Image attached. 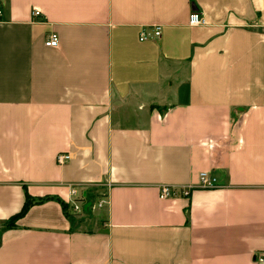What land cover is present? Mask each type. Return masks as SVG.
Wrapping results in <instances>:
<instances>
[{
  "label": "crops",
  "instance_id": "crops-1",
  "mask_svg": "<svg viewBox=\"0 0 264 264\" xmlns=\"http://www.w3.org/2000/svg\"><path fill=\"white\" fill-rule=\"evenodd\" d=\"M263 253L264 0H0V264Z\"/></svg>",
  "mask_w": 264,
  "mask_h": 264
},
{
  "label": "built area",
  "instance_id": "built-area-1",
  "mask_svg": "<svg viewBox=\"0 0 264 264\" xmlns=\"http://www.w3.org/2000/svg\"><path fill=\"white\" fill-rule=\"evenodd\" d=\"M32 19H41L42 15L41 13L34 9L31 12ZM188 24L190 26H205L206 20L197 12H192L189 15ZM161 35V28L159 26H152L150 28H145L140 31L139 33V41L140 42H146L148 40H154L159 38ZM45 47L47 48H57L59 46V37L55 32H50L44 42ZM70 160V156L68 153H60L57 154L55 157L56 165L58 166H64L67 164ZM200 181V188L202 189H211L215 188L217 186L215 178L211 177L207 173H201L199 176ZM71 196L74 197L73 200V209L74 211L80 210V205H78L77 201L78 198L75 196L76 192L74 189H70ZM193 192V188L190 186H161L159 188V199L160 200H166V199H172V198H188L190 197L191 193ZM102 202H99L98 206H101ZM82 209V208H81ZM255 261L257 264H264V253L257 255L255 258Z\"/></svg>",
  "mask_w": 264,
  "mask_h": 264
},
{
  "label": "rangeland",
  "instance_id": "rangeland-1",
  "mask_svg": "<svg viewBox=\"0 0 264 264\" xmlns=\"http://www.w3.org/2000/svg\"><path fill=\"white\" fill-rule=\"evenodd\" d=\"M91 191V190H90ZM93 191V190H92ZM88 192V191H87ZM86 196H87V201L85 202V205L83 206V212L85 213V214H91L92 212H91V210L93 209L92 207L95 205V203H96V199H94V196L93 195H91V193H87L86 194ZM90 197V198H89ZM84 202V201H83ZM79 205V204H78ZM29 207V206H28ZM73 208V207H72ZM91 208V209H90ZM67 211V210H66ZM71 212H73L72 210H69L67 213L68 214H72ZM75 214H77V213H75ZM16 221V220H15ZM15 221H12V222H10L9 223V227H11V226H13V224L15 223Z\"/></svg>",
  "mask_w": 264,
  "mask_h": 264
},
{
  "label": "trees",
  "instance_id": "trees-1",
  "mask_svg": "<svg viewBox=\"0 0 264 264\" xmlns=\"http://www.w3.org/2000/svg\"><path fill=\"white\" fill-rule=\"evenodd\" d=\"M29 204H30V202L26 203V206H25L24 208L27 209V207L29 206ZM23 210H24V209H23ZM23 210H22V212H23ZM7 227H9V224L7 225Z\"/></svg>",
  "mask_w": 264,
  "mask_h": 264
}]
</instances>
